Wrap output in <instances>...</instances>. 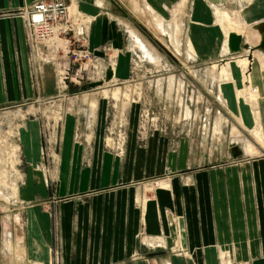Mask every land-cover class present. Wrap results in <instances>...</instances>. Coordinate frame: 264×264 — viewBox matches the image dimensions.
Here are the masks:
<instances>
[{
	"label": "rangeland",
	"instance_id": "obj_1",
	"mask_svg": "<svg viewBox=\"0 0 264 264\" xmlns=\"http://www.w3.org/2000/svg\"><path fill=\"white\" fill-rule=\"evenodd\" d=\"M56 1L65 13L43 43L48 62L33 65L41 97L0 107V264H21L4 244L23 246V207L48 208L27 189L37 199L48 189L58 200L59 187L100 186L104 171H122L127 144L166 137L176 150L187 146L195 165L245 162L264 170V11H258L264 7L258 0H139L140 13L129 0ZM193 23L199 42L191 39ZM87 93L106 96L101 128L91 123L98 109L87 106ZM68 115L77 117L76 125ZM36 119L41 156L31 162L23 134ZM160 180L155 184L165 185Z\"/></svg>",
	"mask_w": 264,
	"mask_h": 264
},
{
	"label": "crops",
	"instance_id": "obj_2",
	"mask_svg": "<svg viewBox=\"0 0 264 264\" xmlns=\"http://www.w3.org/2000/svg\"><path fill=\"white\" fill-rule=\"evenodd\" d=\"M34 2L0 0V107L41 97L34 66L46 62H34L19 14ZM83 97L98 109L91 123L101 128L106 96ZM68 121L78 122L74 115ZM28 130L27 158L37 162L39 120ZM121 154L122 171H104L100 186L59 187L58 200L48 189L40 191L41 199L27 189L30 199L47 201L48 208L36 202L22 209L21 264H264V170L245 162L195 165L187 146L176 150L166 137L127 144Z\"/></svg>",
	"mask_w": 264,
	"mask_h": 264
},
{
	"label": "built area",
	"instance_id": "obj_3",
	"mask_svg": "<svg viewBox=\"0 0 264 264\" xmlns=\"http://www.w3.org/2000/svg\"><path fill=\"white\" fill-rule=\"evenodd\" d=\"M64 13V5L56 0H35L32 5L21 10L27 40L35 63L48 62L47 51L44 50L43 43L55 35L59 19ZM56 257H58V252H56Z\"/></svg>",
	"mask_w": 264,
	"mask_h": 264
},
{
	"label": "bare ground",
	"instance_id": "obj_4",
	"mask_svg": "<svg viewBox=\"0 0 264 264\" xmlns=\"http://www.w3.org/2000/svg\"><path fill=\"white\" fill-rule=\"evenodd\" d=\"M129 1H131V3H132L131 4L132 10L135 11V12L140 13L141 7H140V4H139V0H129ZM103 2H104V0H101V1H99V4L100 5H104ZM256 5L260 6L259 9H262L264 7V0H258V3ZM258 11H264V10H258ZM220 13L221 12L219 11V14ZM223 13H224V16H226V17H229L231 15V12L229 10H226ZM157 23H158V25L161 24V22H159V21H157ZM195 25H196V23H193L192 27H191V30H190L191 39L193 40V42H199V35L200 34H198V33H200V32L197 31L198 28H196ZM131 36L133 37V40L135 42L134 45H136L138 48H141L143 50L146 49L144 42L137 35L132 34ZM4 248L6 250H8V251L11 249L12 252L15 253L14 256L17 257L18 261H21L22 258H24V256H25L24 249L21 248L20 245H15L12 242H9V243H5L4 244Z\"/></svg>",
	"mask_w": 264,
	"mask_h": 264
}]
</instances>
